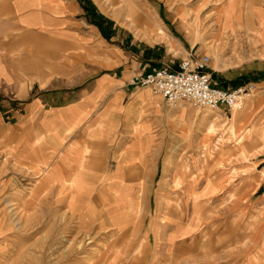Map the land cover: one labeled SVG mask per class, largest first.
<instances>
[{"label": "crops", "instance_id": "0c3cea01", "mask_svg": "<svg viewBox=\"0 0 264 264\" xmlns=\"http://www.w3.org/2000/svg\"><path fill=\"white\" fill-rule=\"evenodd\" d=\"M73 9L70 0H0V264H43L42 243L37 233L27 235L26 216L37 232L43 215L58 214L74 216L78 230L112 227L118 236L130 234L108 239L106 246L113 249L102 264H264V234L236 250V239L228 234L232 207L222 212L226 224L219 232L225 229L226 237L204 238V216L212 211L208 201L224 192L220 183L209 181V191L199 180L181 191L151 190L155 110L162 107L148 89L131 81L149 67L182 60L158 58L151 45L166 34L154 16L135 0L114 12L149 45L137 50L141 62L124 67L115 48L109 53L114 66L83 63L70 75V46L90 44L97 34L101 41L111 39L101 33L105 22L101 28L88 23L87 16H102L96 10L85 8L82 22ZM260 10L243 5L236 21L252 25ZM175 12L183 31L182 16ZM143 20L146 25L140 26ZM108 21L113 32L120 29ZM82 23L96 31H83ZM255 85L263 89L264 78ZM175 124L181 128V121ZM162 198H178L180 206L166 207ZM149 211L148 237H139V222Z\"/></svg>", "mask_w": 264, "mask_h": 264}, {"label": "rangeland", "instance_id": "374dc122", "mask_svg": "<svg viewBox=\"0 0 264 264\" xmlns=\"http://www.w3.org/2000/svg\"><path fill=\"white\" fill-rule=\"evenodd\" d=\"M90 1L99 14L120 29L113 32L112 25L108 26L104 23L103 25L108 29L106 36L111 39L106 42L101 41L97 34L90 44L70 46V75H73L83 63L96 64L104 68L114 66L112 58L114 55L109 53L114 52L115 48L122 52L124 67L128 62L135 60L141 62L137 50L148 48L149 45L135 36L129 28L127 18L114 15V12L131 0ZM135 1L146 7L166 34L163 41L151 45L157 49L159 59L177 62L186 58V49L192 48V53L210 57L209 72L215 83L226 82L231 88L248 82L256 84L258 80L264 78V0ZM242 2L244 7L251 5L261 9L257 21L252 25H241L236 21L240 19L242 13ZM70 3L74 8L76 19L84 22L85 8L82 9L77 0H70ZM176 9L181 16L187 14V21L190 23L200 20L199 25L207 32L205 41H198L195 35L189 39L185 34L189 30V24H184L182 20L183 31H179L180 25L174 15ZM81 29L96 31L93 26L85 23H82ZM174 45L179 50H175L172 47ZM180 50L184 52L182 57L178 54ZM232 82L234 85H231ZM154 97L162 109L155 110V180L151 190L164 191L175 188L181 191L185 190L189 183L199 180L200 183L205 184L203 190L209 191L212 190L210 182H218L224 192L208 201L212 211L204 216V238H212L211 234L217 238L219 233H223L222 236L226 237L225 229L219 231L224 227L221 224H226L223 219L227 216L222 215V212L227 206L234 209L233 218L228 225V234L233 233L236 250L242 249L248 239L262 238L264 234V200L262 201L264 198V88L256 86L254 94L244 101L242 109L232 112V115L224 109L213 111L195 109L183 103L168 106L161 97ZM182 106H186L185 112L180 111ZM181 113L184 116L180 119ZM176 121H181V128L175 124ZM178 129L184 130L183 136L179 133L182 131ZM174 179L178 181L170 183V180ZM180 201L178 198L161 199L166 207L178 208ZM152 217V211L142 216L139 222V231H142V234L139 237H148L147 228L152 222ZM26 218H29L25 230L27 235L33 237L37 233L36 238L42 243L43 264H85L89 257L97 253L98 257H95L93 264H102L106 254L113 249L106 246L108 239L131 237L125 232L118 236L112 227L101 230H78L75 217L69 214L43 215L42 225H39L36 232L32 220L30 221L32 217L26 216ZM259 226L262 228L260 231H258ZM68 241H72V244ZM99 242L102 246L98 245ZM85 243L84 248L82 244Z\"/></svg>", "mask_w": 264, "mask_h": 264}, {"label": "built area", "instance_id": "2783aa9c", "mask_svg": "<svg viewBox=\"0 0 264 264\" xmlns=\"http://www.w3.org/2000/svg\"><path fill=\"white\" fill-rule=\"evenodd\" d=\"M210 57L189 53L176 65L152 66L131 84L145 88L154 96L161 97L168 106L183 103L195 109L236 112L250 98L255 84L237 88H224L212 81L209 72Z\"/></svg>", "mask_w": 264, "mask_h": 264}, {"label": "bare ground", "instance_id": "6f19581e", "mask_svg": "<svg viewBox=\"0 0 264 264\" xmlns=\"http://www.w3.org/2000/svg\"><path fill=\"white\" fill-rule=\"evenodd\" d=\"M205 7V6H204ZM202 9V8H201ZM253 12V11H252ZM176 13V12H175ZM136 14V13H135ZM188 15H190V14H188ZM195 17V16H194ZM193 17V18H194ZM192 18V17H191ZM190 19V18H189ZM181 20L184 22V24H186V25H188V27H189V30H188V32L186 33L185 32V34H186V36L189 38V39H192L191 37L192 36H196L197 37V39H198V41H205L204 40V38L206 37V35L205 34H207V32L206 31H204L203 29H202V26L201 25H199V22H200V20H198L197 22H192V23H190V22H188L187 21V14H185V16H182L181 17ZM194 20V19H193ZM243 20V19H242ZM136 23V22H135ZM137 24V23H136ZM139 25L141 26V25H146V20H143L142 22L140 21L139 22ZM236 25H234V27H235ZM190 27L191 28H193V29H190ZM241 29V28H240ZM212 45H214L213 43H212ZM183 107H186V106H183ZM210 131V130H209ZM10 212L12 213L13 211H12V209L10 210ZM9 212V213H10ZM17 212V211H16ZM5 213H6V211H5ZM13 214V213H12ZM16 214V213H15ZM23 214V213H22ZM15 216V215H14ZM17 216V215H16ZM71 216V215H70ZM19 218L21 217V216H18ZM13 218H15L16 219V217H13ZM15 219H12V221L13 220H15ZM27 219H29V218H27ZM31 220V219H30ZM7 221V220H6ZM16 221V220H15ZM17 221H19L18 219H17ZM20 223V222H19ZM14 224H15V222H14ZM17 224V223H16ZM94 231V230H93ZM98 232V231H97ZM92 233V232H91ZM98 234V233H97ZM90 235V234H89ZM88 235V236H89ZM94 237V236H93ZM88 239H89V237H88ZM92 239V238H91ZM94 239V238H93ZM76 240V239H75ZM85 240V239H84ZM69 242V241H68ZM72 242V241H71ZM71 242H69V244L71 243ZM74 242V241H73ZM77 242V241H76ZM81 242V241H80ZM88 243H90V242H88ZM100 243V242H99ZM98 243V245H101V243L99 244ZM54 244V243H53ZM72 244V243H71ZM91 244V243H90ZM83 246L82 247H84L85 245H86V243L85 244H82ZM72 246V245H71ZM73 246H75L76 247V245H74V243H73ZM102 246V245H101ZM104 246V245H103ZM90 247V246H89ZM85 248V247H84ZM78 250H80V247H79V249ZM91 250V249H90ZM82 251V250H81ZM80 251H78V253H79ZM87 252V251H86ZM75 253V252H74ZM84 253V252H83ZM96 254V253H95ZM98 255V253L96 254V255H93L92 257H89V259L87 260V262L85 263V264H93V262H94V260H95V257ZM74 256V255H73ZM77 257H79V256H77ZM76 257V258H77ZM84 257H85V255H84ZM98 257V256H97ZM62 258V257H61Z\"/></svg>", "mask_w": 264, "mask_h": 264}, {"label": "trees", "instance_id": "16d2710c", "mask_svg": "<svg viewBox=\"0 0 264 264\" xmlns=\"http://www.w3.org/2000/svg\"><path fill=\"white\" fill-rule=\"evenodd\" d=\"M78 1H79L80 3H82V7H84V8L90 7L92 11H95V10H96L95 7L93 6V4L91 3L90 0H78ZM86 18H87V21H88L89 24L94 25V26H96V27H98V28H101V25H102L104 22L107 23L108 26H110V24H111V23H110L108 20H106L103 16H100L99 20H94V19L92 18V16H87ZM106 31H108V29L105 30V31H104V30H101L102 35H104L106 39H109V36H106ZM107 35H108V34H107Z\"/></svg>", "mask_w": 264, "mask_h": 264}]
</instances>
